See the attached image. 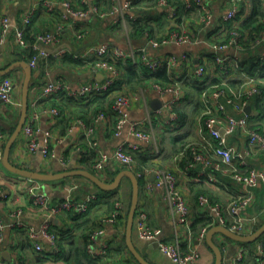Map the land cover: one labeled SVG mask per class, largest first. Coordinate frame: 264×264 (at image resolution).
<instances>
[{
	"label": "crops",
	"instance_id": "0c3cea01",
	"mask_svg": "<svg viewBox=\"0 0 264 264\" xmlns=\"http://www.w3.org/2000/svg\"><path fill=\"white\" fill-rule=\"evenodd\" d=\"M43 1L0 0V30L2 28V20L5 17L9 18L12 27L6 42L0 43V69L7 67L8 63L24 60L21 57L22 55H19V52L23 49L25 50L27 46L23 47L17 43L15 30L18 26H21L25 12L30 7H35L36 11L26 27V35L28 27H31L34 36L38 32L55 30L59 26L63 27L61 39L47 46L51 54L42 58L36 69L33 68L28 113V115H31L33 109L37 108L33 102L38 98V106L40 108L43 105L53 103L55 105L57 103L63 109V115L59 117L51 112L43 111L37 121L39 139L43 140L49 136L50 144L58 155L47 159L42 156L40 150L30 151L23 131H21L11 150V161L15 164L52 173L72 168L91 170L95 159L98 157L99 150L91 145L82 128L75 126V120L79 116L78 112L81 104L90 103V100L78 101V99L66 97L62 94L45 98L41 95L43 85L48 81L64 78L74 87H78L87 81H101L108 76V72L95 68L90 64L71 65L61 61L60 57L62 55L57 54L61 47H65L68 52L74 53L76 56H86L85 53L90 48L102 42L122 47L128 51L146 48L147 55L152 58H167L173 54L187 53L189 58L192 59L191 66H195L208 49L207 43L208 40L212 39L216 28L215 25L221 22L222 15L230 7V0H207L213 17L211 25L206 26L200 22L194 11L180 7H177L173 18L171 16L172 10L163 4L161 0H131V11L125 19L119 13H114L106 19L99 18L94 14L86 17L66 19L64 17V8L58 6L55 10L48 11ZM71 1L74 6L83 7L81 0ZM125 1L89 0V2H95L103 6V8H110L115 5L114 3L120 4ZM252 9V1L243 0L240 4L239 15L247 16ZM136 22L142 25L141 29L136 27ZM175 26L178 29L196 34L198 42L193 45L172 43L159 47H154L150 44L151 38H160L166 35L170 29L175 28ZM84 30L87 31L86 37L78 39L77 34ZM43 59L47 61L42 65ZM27 61L29 62V58ZM135 61L139 62L138 60ZM163 68L169 74H172V77H180L184 66L182 64H178L176 67L165 65ZM210 69L212 70V65ZM212 71L214 74H209L214 76L215 70ZM3 76L5 75L0 76V78ZM10 77L16 80L14 94L17 99L22 101L24 69L22 67L15 68ZM154 81V79H150V81L146 82L147 84H141L137 90L128 88L125 85L126 89L123 90L137 97L134 103L126 110L128 124L124 126L122 133L117 135L115 132V120L111 119L110 116H106L105 119L95 123L96 130L93 138L97 141L99 147L108 153H112L119 145L129 146L137 143L140 145L139 150H145L144 152L148 154L149 165L160 168H172L174 158L177 155L174 138L176 135H183L188 141L198 139L200 135L199 114L193 104L185 102L182 105L188 107L189 118L187 123L177 130L168 129V126L163 124L168 111L160 110L164 102L168 100V98L165 100L168 96L160 94L154 88ZM153 100H158L162 103L159 109H154L152 106ZM263 100L264 98L261 96L255 97L252 100L251 107L254 110H264ZM20 111V108L0 101V132L3 131L6 134L14 126V123H18ZM132 121H144L146 123L144 128L152 133L151 142H143L130 134L129 123ZM232 141H237L241 148H247V138L241 134L234 135ZM62 158L69 161L67 169L61 163ZM248 158L253 164L259 166L264 164V152L257 157L250 155ZM151 176L153 179L154 174ZM224 178L223 183H214L205 177L201 178L196 175L185 176L182 173H178V187L189 201L191 224L197 215L206 214L198 202L200 194H208L212 199L225 204L241 189L242 185L233 178ZM130 181L128 177H124L119 191L104 196H101L99 187L84 176L43 181V190L50 195L54 203L64 200L69 194L70 187L77 182L79 186L72 192L75 198L83 199L92 192H97L100 197L98 196L92 200L84 212L66 211L55 216L51 228L59 236L57 247H51L49 240L40 237L37 240L44 246V249L43 251H38L29 236L27 228L30 225L39 227L44 215L33 205L32 198L28 193V187L31 183L30 178L12 172L0 160V186L5 187L9 192V197H0V218L3 219L6 225L3 241L4 258L11 264H93L91 259L86 257L88 252H85L86 236L92 228L97 227L102 218L105 232L100 236L98 243L108 250V257L115 264H140L127 246L125 237L126 226L118 221L103 222V217L109 216L113 212L111 204H109L110 200L121 195L125 206L127 205L126 196L132 186V181L131 183ZM140 187L138 210L145 209L147 211L151 225L161 228L162 236L167 239L173 240L178 236L181 241V248L184 251L199 244L201 256L195 264H214L215 252L210 247L206 237L203 241L198 240V232L192 231V228L190 231L186 227L176 230L175 216L172 212L166 188L155 186L151 190L147 189L145 180H143ZM263 190L264 186L257 189L256 201L249 207V211H259L264 206ZM16 209H22L23 213L21 215L14 213ZM18 221H22L23 224L18 226ZM133 239L141 253L153 264H174L169 257L159 250L157 240L148 241L141 239L137 235L135 227ZM214 239L223 250V264H234L241 247H245L248 250L241 264H260L254 254L259 253L257 250L259 243H263L264 247V237L248 245L228 239L220 232L214 234ZM94 264H97L96 261Z\"/></svg>",
	"mask_w": 264,
	"mask_h": 264
},
{
	"label": "built area",
	"instance_id": "2783aa9c",
	"mask_svg": "<svg viewBox=\"0 0 264 264\" xmlns=\"http://www.w3.org/2000/svg\"><path fill=\"white\" fill-rule=\"evenodd\" d=\"M242 1L230 0V7L222 15L221 22L215 25L212 39L208 40L207 51L203 53L200 60L198 59L199 61L195 66H191L192 59L189 58L187 53L173 54L167 58H152L147 55L146 48L128 51L122 47L102 42L90 48L85 55L95 54L98 56L99 60L93 66L108 72L105 79L87 81L78 87H74L64 78H57L46 82L42 88L41 95L45 98L62 93L80 98L90 94L106 92L120 75L117 67L106 59L108 55L123 60L131 57L134 60L141 61L153 71L165 65L176 67L178 64H182L184 66L181 71L182 75L173 77L175 81L170 83L154 82L153 85L160 94L168 96V100L164 102L160 110L168 111L163 124L173 127L179 117V113L175 108L182 104L185 98L182 83L186 79L204 80L210 75L209 73H213L212 70H215L214 76L219 80L204 87L199 94L202 105V111L198 117L199 138L189 142L186 148L175 156L172 168L141 165L129 151V148L139 149L140 145L137 143L129 146L119 145L112 153L101 149L93 135L96 130L95 123L106 118L103 111L99 112L91 122L78 117L75 120V126L81 127L91 145L99 150L98 157L93 163L96 172H103L107 164L116 162L121 166L132 169L139 178L145 180L147 189L151 190L155 186L166 188L172 212L175 216L176 230H180L181 227H186L188 231L191 229V209L188 199L178 187V173L185 176L205 177L214 183H223L224 177H230L242 185L235 196L225 204L212 199L208 194H200L198 202L211 219L210 226L221 224L229 227L234 232L249 234L256 229L264 214V206L259 211H249V207L256 201L257 189L264 186V164L261 166L253 164L248 158L250 155L257 157L264 152V110H254L252 107L250 112L246 111V108L252 105V100L255 97L261 96L264 98V73H262L264 69V25L259 36L252 41L250 46L243 42V33L236 28L240 24V20L246 16L239 15ZM81 2L83 7H76L68 0H60V2L59 0L43 1L48 11H53L58 6L64 8L66 19L86 17L91 14L106 19L114 13L121 14L125 19L132 7L131 0H126L120 4L114 3L115 5L110 8H103V6L95 2H89V0H81ZM161 2L172 10L171 16L174 18L176 6L171 4L169 0H161ZM184 4L185 9L192 10L197 14L203 25H211L213 15L207 0H184ZM35 11V7L26 10L21 26H18L15 30L17 43L23 47L31 46L33 49L29 64L34 69L38 67L42 58L51 54L47 46L61 39V30L63 29L62 26H59L55 30L38 32L35 34V40L30 43L26 37V27ZM262 20L264 23V16ZM228 24L235 27L232 30H227ZM11 29L9 18H3L0 30L1 44L6 42ZM228 33L230 35L226 37ZM86 34V30L81 31L77 34V38H84ZM197 42L196 34L178 29L176 26L164 36L150 39V44L154 47L172 43L193 45ZM65 52H67V49L61 47L57 54L62 55ZM252 52L256 53V59L260 60L254 74L245 71L242 66L244 56L249 53L252 54ZM211 65L212 70L210 69ZM15 87L16 80L14 78L10 76L0 78V101L21 109L22 101L16 98L14 94ZM136 99V95L133 94H122L115 99L113 109L118 117L115 125L117 135L121 134L124 126L128 124L126 110ZM38 101L39 98L33 102L37 108H34L32 114L28 115L22 131L30 151L40 150L44 158H54L58 154L52 148L49 136L43 140L38 137L39 127H37V121L43 111L51 112L59 117L61 115L60 109L56 106L40 108ZM262 102L264 104V100ZM144 124H146L144 121L130 122L129 132L132 136L149 143L153 138L152 133L144 128ZM236 134H241L247 138V148H241L237 141H232V137ZM6 139L5 132H0V160L2 159ZM61 163L65 169L69 167V161L66 159L62 158ZM152 174H154L153 179L151 178ZM29 178L31 183L28 187V193L32 198V203L44 215L39 227L28 226L29 236L38 251L44 249V246L37 240L40 237L49 240L51 247L56 248L59 236L51 228L53 218L70 210L76 212L86 211L90 202L96 199L99 194L92 192L83 199L75 198L72 192L79 186L77 182L70 187L69 194L64 200L54 203L50 195L43 190V181ZM0 197H9V192L5 187L0 186ZM14 213L21 215L23 210L16 209ZM125 216L126 206L123 200H117L113 212L103 218V222L118 221L122 224V217L125 219ZM17 224L21 226L23 222L18 221ZM134 227L141 239L157 240L159 250L169 257L174 264H195L201 256L199 244L184 251L181 248V241L178 236L173 240L163 237L162 229L151 225L145 209L137 210ZM5 228L6 225L3 219L0 218V264H11L3 256ZM208 230L209 226L203 227L198 235V240H205ZM104 232L105 227L102 224L90 234L87 251L97 264H115L108 257V250L98 243ZM262 244L259 243L258 245L257 250L259 253L254 254L260 264H264V247ZM247 251V248L241 247L234 264H241Z\"/></svg>",
	"mask_w": 264,
	"mask_h": 264
},
{
	"label": "trees",
	"instance_id": "16d2710c",
	"mask_svg": "<svg viewBox=\"0 0 264 264\" xmlns=\"http://www.w3.org/2000/svg\"><path fill=\"white\" fill-rule=\"evenodd\" d=\"M68 1H70L72 3L71 0H68ZM156 1H158V0H156ZM169 1L171 2V4L175 5L176 8L180 7V8L185 9L184 0H169ZM251 1H252V8H253L252 11L247 16H245L243 19H241L240 24H238L237 25L238 27H236L243 33V36H244L243 42L245 44H247L248 46H250L252 41L256 37L259 36V34L263 28V25H264L263 20H262L263 16H264V0H251ZM189 11H192V10H189ZM134 21H136V20H134ZM136 27L138 29H141L142 25L139 24V22H136ZM234 27L235 26H233L232 24H228L227 30H229V29L232 30ZM229 35L230 34L228 33V35L226 37H229ZM26 37L30 43H32L35 40V36L32 34L31 27L27 28ZM18 47L21 48L20 46H18ZM32 53H33L32 47L27 46L25 48V50L23 49L19 52V55H22L21 57L24 58V60H27L28 58L31 57ZM110 56L111 55H108V57H106V59L109 62H112L120 72V75L118 76L117 79H115V82H114L113 86L110 87V89H108L106 92L97 93V94H90L88 96H83L80 98L79 97H73V96L72 97L67 96L66 94L62 93V95H65L66 97L78 99V101H81V100L84 101L86 99L88 101L90 100V103L81 104L80 110L78 112L79 116H77L78 118H82V119L86 120L87 122L93 121L94 117L99 112L103 111V112H105L106 116H108V117L110 116L111 119L115 120V124H116V122L118 121V117H117L116 112L113 109V104L115 102V99L119 95L128 94V92L123 90V89H126L125 85L128 86V88H131L133 90L134 89L137 90L141 84L144 85V83L150 81V79H154L155 80L154 82H159V83H170V82L175 81L174 78L172 77V74H169L167 72V70L163 67L156 70V71H153L150 68H148L147 66H145L141 61L136 62L131 57L123 60V59H118V58H115L113 56H111V57ZM255 56H256V53H254V52H252V54L249 53V54L244 56L243 61H242L243 62L242 66L244 67V70L251 73V74H254L256 72L257 66H259V64H260L259 63L260 60H257ZM51 57H54V56H51ZM60 58H61V61L67 62L71 65H87V64H90L93 66L94 63L97 60H99L98 56L95 54H90V55H86V56H76L74 53H71L68 51L65 52L64 54H62V56ZM53 59H57V58H53ZM46 61L47 60L43 59L42 65L44 63H46ZM40 62H41V60H40ZM9 64L10 63H8V65ZM262 73H264V69H263ZM9 76H12V72L3 76V77H9ZM218 80L219 79L216 76H212V75H208L207 78L204 80L186 79L184 81V83H182L183 88L185 90V98H184L182 104L185 103V101H187L189 104L192 102L195 109H196V112L198 114H200L202 111V106H201V103L199 102V99H198L199 94L201 93V91L203 90L204 87H207L212 82H215ZM182 104H180L179 106H177L175 108V110H177L179 113V117L175 121L174 126L173 127L168 126V129L177 130L178 128L182 127L183 125H185L187 123L188 118H189L188 107H185ZM56 105L60 109V114L63 115V109H61V107H59V105L57 103H55V105H54V103L49 104V105H43V107L56 106ZM16 124L14 123V126L11 128V130H9V132L6 133L7 138L13 132ZM174 140L176 141V148H175L176 154H178L182 150H184L186 148L187 144L189 142H191L190 140L189 141L186 140L183 135H176ZM129 151L136 157V159L138 160V162L141 165H149L150 164V163H148L149 156H148V154H146L144 152L145 150L143 151V150H139V149L136 150V149L129 148ZM187 153H188V151H187ZM183 163H185V162L183 161ZM123 167H125V166H121L116 162H112V163L107 164V166L105 167L103 172H96L94 168H92L91 171L98 174L99 176H101L106 181H112L115 178V176L120 172V170L123 169ZM75 177H81V175H76ZM139 179H140V186H141V183H143V180L141 178H139ZM130 183H131V181H130ZM99 189L101 190V196L113 194L114 192L119 191V188H116L113 190H107V189H103V188L99 187ZM131 196H132V186H131V190L129 191L128 195L126 196V198H127L126 216H125V219H124V217H122L123 218L122 224L124 226H126V220H127V215L129 212ZM119 199L122 200L121 195H119L117 198H114V199L109 201L110 202L109 204H111L112 210H114L116 201ZM70 211H73V210H70ZM73 212L77 213L76 211H73ZM103 218H105V217H103ZM263 222H264V214L262 215L260 222L258 223L256 228H258ZM210 223H211V219L207 216V214L202 213L200 215H197V217L195 218V220L191 224L192 231H197L198 235H199V233L203 227L209 226V228H210L212 226V225L210 226ZM102 224L103 223H102V218H101V222L97 225V227L92 228L91 231L89 232V234H87L86 244H85V252H87L86 248H87V243H88V239L90 237V234L95 229H97L99 226H102ZM263 237H264V235L261 238H259L258 240L253 241V242H240V243L245 244V245L252 244V243L259 241ZM228 239H231V238H228ZM231 240H233V239H231ZM86 257L87 258L89 257L91 259V262H93V264H94L95 259L93 257H91L88 252H87Z\"/></svg>",
	"mask_w": 264,
	"mask_h": 264
},
{
	"label": "water",
	"instance_id": "95a60500",
	"mask_svg": "<svg viewBox=\"0 0 264 264\" xmlns=\"http://www.w3.org/2000/svg\"><path fill=\"white\" fill-rule=\"evenodd\" d=\"M17 67H22L25 71V77L22 83V106H21L18 123L16 127L14 128L13 132L10 134V136L6 140V143L3 149V155L1 159L3 164L12 172L18 173L26 177L36 178L42 181L56 180V179H62V178L76 176V175H81V176L88 178L96 186L103 188V189H107V190H113V189L119 188L123 178L128 177L132 181V196H131L129 212H128L127 220H126V229H125L126 243L131 253L134 255V257L140 264H153L141 253V251L138 249V247L134 243V239H133L134 222H135V217H136V213H137L138 206H139L141 187H140V179L132 169L124 168L120 170V172L115 176V178L112 181H106L98 174L94 173L91 170H87V169L72 168L69 170H63V171L52 173V172H46V171H42L38 169H30V168L22 167L11 161V150H12L13 144L15 143L16 139L20 135L23 129L24 123L27 119L28 113H29L30 88H31L32 78H33V68L31 67V65L29 64L27 60H17V61L12 62L7 67L0 69V76H2V75H7L11 73ZM167 98L168 97H166L165 100ZM161 105L162 103L158 100L152 101V106L154 107V109H159ZM251 108H252L251 105H249L246 108V111L250 112ZM216 232H220L225 237L231 238L238 242H253V241L258 240L264 235V222L258 228H256L252 233H249V234H240V233L234 232L229 227L225 225H221V224L213 225L209 228L206 234V238H207V242L209 243L210 247L215 252L216 258H215L214 264H223V261H224L223 250L221 246L214 239V234Z\"/></svg>",
	"mask_w": 264,
	"mask_h": 264
},
{
	"label": "rangeland",
	"instance_id": "374dc122",
	"mask_svg": "<svg viewBox=\"0 0 264 264\" xmlns=\"http://www.w3.org/2000/svg\"><path fill=\"white\" fill-rule=\"evenodd\" d=\"M128 25V24H127ZM185 102H187V101H185ZM191 104H193L192 102H191Z\"/></svg>",
	"mask_w": 264,
	"mask_h": 264
}]
</instances>
